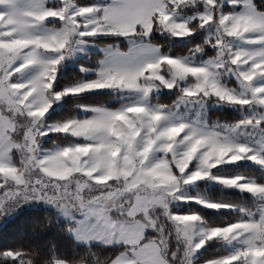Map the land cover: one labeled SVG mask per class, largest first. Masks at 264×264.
<instances>
[{"label":"snow or ice","instance_id":"obj_1","mask_svg":"<svg viewBox=\"0 0 264 264\" xmlns=\"http://www.w3.org/2000/svg\"><path fill=\"white\" fill-rule=\"evenodd\" d=\"M185 9L194 14L186 20L178 19ZM50 18L59 21L61 27L40 31V26ZM193 22L198 29L210 30L202 44L213 48L215 54L206 60L196 63L191 58L163 56L149 42L157 27L173 38L188 39L195 32ZM141 31L145 38L135 39ZM98 35L123 39L128 42L127 48L102 49L104 60L95 69L94 78L56 90L57 71L62 62L76 55L89 38ZM240 35H243V44L234 47ZM195 51L201 52V44ZM162 63H166L180 81L191 78L197 82L183 89L174 109L150 106L147 99L151 89L141 87L140 82L150 71L162 67ZM32 69L35 72L22 80L23 74ZM221 74L234 77L236 86L229 87L220 78ZM156 79L175 89V83L162 71ZM108 80L139 98L115 110L81 106L92 115L55 126L38 127L54 103L66 96L109 89L104 83ZM197 95H214L221 103L238 105L242 109L247 106L253 111L230 125L208 127L185 122L178 115L181 106L193 104ZM129 116L133 127L124 128L122 138H114L110 134L111 127ZM73 125L85 129L90 139L78 135L81 143L51 151L42 158L44 163L72 153H86L92 154L97 167H107L115 163L112 154L119 152L118 158L143 159L144 164L149 165L150 162L161 163L153 160L156 153L167 159L179 154L186 157L188 163L178 169L173 166L169 181L183 184L182 191L195 182L210 179L264 201V183L243 176L213 173L219 166H231L241 160L264 167V144L254 150L249 142L238 139L239 130L248 127L264 136V9L255 0H93L83 6L76 0H0V168L6 170L0 171V218L13 214L25 203L55 206L68 226V236L79 241V245H84L85 241L88 244L98 242L94 237L104 232L110 223L128 226L121 231L123 237L125 232H135L138 228L139 237L131 242L123 238L107 245L116 252L119 264H130V258L136 259V256L141 257L136 259V264H164L149 239L154 235L153 229L145 226L149 206L163 203L162 197L144 196L137 201L135 211L121 212L86 205L81 199L80 211L76 212L60 203L71 199L65 188L55 185L50 189L39 177L29 178L21 171L16 158L36 136L62 133ZM137 131L139 136L133 138ZM225 153L222 162L210 159ZM141 172L138 178L151 184V167ZM40 173L53 178L49 167H41ZM190 200L215 210L233 207L185 194L179 201ZM240 211L242 215L236 222L224 226H205L203 218L195 211L174 213L170 222L175 225L178 238L185 242L182 264H194L197 253L213 241H223L232 250L206 264H264V205L255 213L245 212L243 208ZM118 250H128L127 255L119 256ZM26 255L27 250L22 245L5 246L0 250V260L5 264H25ZM175 259L171 256V260ZM68 261L67 256L53 255L51 264H68Z\"/></svg>","mask_w":264,"mask_h":264},{"label":"clouds","instance_id":"obj_2","mask_svg":"<svg viewBox=\"0 0 264 264\" xmlns=\"http://www.w3.org/2000/svg\"><path fill=\"white\" fill-rule=\"evenodd\" d=\"M84 11L87 12L90 10L84 9ZM197 30L199 29L194 27V31ZM155 32L162 34L161 39L156 40L151 36L149 42L159 49L161 55L172 56V36L160 27H157ZM144 38L145 34L143 31L137 33L135 37L137 40H143ZM243 39V35H240L234 43L242 46ZM126 43L128 42L126 41ZM92 48H95L97 51L94 53ZM108 48H121L120 40H88L82 44L81 50L78 53L83 55L87 60L92 61L96 68H98L104 60L102 49ZM121 49L123 50V48ZM190 51L192 50L189 49ZM203 51L204 46L201 44L200 53H203ZM179 57L191 58L188 55ZM161 71L168 76L169 81L175 83V98L170 101H161L159 93H157L152 101V106L174 109L176 101L183 89L193 87L197 82L191 78L180 81L173 75L170 67L166 63H162V67H157L155 70L150 71L148 76L140 82L141 87L151 89V93L153 89H170L162 81L156 79V76ZM225 76L227 75L221 74L220 78ZM104 83L113 92H116L118 89H123L118 83L114 84L111 80L105 81ZM132 94L136 95L135 93ZM193 99V104L198 108L204 109L205 112L209 107L221 104L214 95H198ZM44 126V121H42L38 127ZM85 132V129L73 125L71 129L65 128L63 130L61 134L66 135L62 136L61 139H67L68 137L77 138L78 135L85 136V139H90V137L85 135ZM69 143L71 145L77 144L75 140H70ZM52 144L56 145L57 140H53ZM29 149L31 150L29 151ZM50 152L49 150L42 152L41 137L36 136L34 142L23 148L19 153L20 169L29 178L39 177L50 189L55 185H60L65 188L69 192L71 199L60 203L67 204L73 211H80L79 204L81 199L86 205H99L106 208L109 212H121L129 210L135 211L137 201L144 196L162 197L163 203H152L149 206L147 211L148 221L145 226L153 229L154 235L149 239L155 246V249H158L164 264H182L184 259L182 256V246L185 242L178 238L176 227L170 222V217L174 214L172 206L185 194V191H182L184 185L179 182H170L169 180L167 182H161L154 178H152L151 184H147L138 177L142 175L141 170L147 167H151L152 177L155 172L159 171H165L168 173V176H171L173 174V166L178 169L188 163L186 157L177 154L171 159H167L159 153H156L153 160H159L161 163L152 164L150 162L149 165H145L143 159L133 158L129 161L127 159L117 158L114 164H109L107 167H97L92 154L82 156L81 153H72L68 159L61 156L57 160H49L47 163H44L42 158ZM41 167L63 169V171L57 174L61 178L55 179L41 176ZM0 171L6 170L0 168ZM69 173L76 174L69 175ZM77 197L80 199H77ZM52 209L54 210V214L45 213V215L49 216L48 227L55 226V235L57 238L60 236H68V226L64 223L61 224V217L57 214L56 207L53 206ZM109 232H111V229H106L100 234L98 242L92 244L86 242L83 248H78L79 241L72 239L70 246L73 249V255L69 258L70 264H119L116 259V252L112 248L107 247V245H113L124 237L119 234V229H116L117 234L109 235L107 234ZM127 251L118 250L119 256H126ZM136 251L138 252L139 249ZM173 255L176 257L175 260H171V256ZM140 258L136 256V259ZM136 259L130 258V264H136Z\"/></svg>","mask_w":264,"mask_h":264},{"label":"trees","instance_id":"obj_3","mask_svg":"<svg viewBox=\"0 0 264 264\" xmlns=\"http://www.w3.org/2000/svg\"><path fill=\"white\" fill-rule=\"evenodd\" d=\"M79 5H89L93 0H76ZM256 4L264 9V0H255ZM194 12L185 9L180 14L190 15ZM195 26V23L192 25ZM189 39L171 38L172 53L174 57L191 55L198 44H202L207 33L205 30L199 29ZM160 33L152 35L156 40L161 39ZM120 40L121 48L126 49L127 43L125 40L118 37L105 36L93 38L94 41H112ZM189 49L192 51L189 52ZM95 53V52H94ZM215 50L208 45L204 46L202 57L208 59L209 56L214 55ZM89 69L95 72L96 66L92 61L85 57L76 60L74 66H61L59 68L55 87L56 90H62L64 87L72 85L80 80L92 79L94 74L84 75L81 69ZM176 91V90H175ZM164 93L160 96L161 101H170L175 98L174 93ZM153 97L152 101L154 100ZM125 100V99H124ZM121 95L111 92L97 93V94H80L76 97L66 96L63 98L62 107L58 110L52 111L45 120V123H57L72 120L74 118L83 119L89 116V112L83 110L81 106H102L109 109H117L123 103ZM243 110L224 108L219 110H212L208 114V123L210 125H230L243 119ZM62 134L50 133L49 138L42 142V146L51 147L53 140H57L60 147L70 146V140L80 142L77 138L68 137L61 139ZM19 159L18 157L16 158ZM217 176H243L258 183H264V169L256 168L253 164H234L225 168H217L213 170ZM191 197H200L202 199L215 201L219 203H227L232 205V208H221L219 210H210L202 207L194 202L185 203L181 206H172L174 213H186L195 211L203 218L205 226H224L233 222L242 215L241 208L245 212L255 210L261 201H255L254 198L246 193L237 191H229L222 186H208L207 182H202L188 193ZM54 214V210L49 207H33L24 208L17 212L14 218L5 222L4 226L0 227V250L5 246L18 247L24 246L27 250L25 256V264H51L53 255H64L72 257L73 249L70 246L72 238L70 236L55 235V226L48 227L49 216L45 213ZM61 219V224H63ZM78 248H83V245H77ZM229 253V249L222 248V241L209 242L198 254L194 264H206V261L221 257ZM0 264H5V261L0 260ZM70 264V261H68Z\"/></svg>","mask_w":264,"mask_h":264},{"label":"rangeland","instance_id":"obj_4","mask_svg":"<svg viewBox=\"0 0 264 264\" xmlns=\"http://www.w3.org/2000/svg\"><path fill=\"white\" fill-rule=\"evenodd\" d=\"M77 3V1H76ZM78 4V3H77ZM194 13L190 14V15H184V14H180L179 13V16H178V19H182V20H186L188 19L191 15H193ZM194 23V22H193ZM53 25H55L53 27ZM61 26L60 22L57 21V20H53V19H49L48 21H46L43 25L40 26V31H44L45 29H48V30H56L58 29L59 27ZM241 28H243V25H241ZM241 29H238V31H240ZM205 32L207 33V36L209 35V32L210 30H205ZM155 34V30L153 31L152 35ZM195 33H193L194 35ZM192 35V36H193ZM191 36V37H192ZM99 37H105L104 35H98L96 37H93V38H99ZM190 37V38H191ZM93 38H89L90 41H92ZM173 38V37H172ZM189 39V38H188ZM234 47L236 46H240L239 44H236L234 43L233 45ZM92 51L93 52H96L97 50L95 48H92ZM194 62L196 63H199L203 60H206L205 58L202 57V53H198L195 51L192 52L191 55H189ZM84 56L77 53L76 55H74L73 57H70V58H66L62 64L59 66V68L61 66H74L75 65V62L76 60H78L79 58H83ZM59 68H58V71H59ZM58 71H57V74H58ZM35 72V69H32L30 71H27L23 74V76L21 77L22 80H27L33 73ZM84 75H89V74H94L95 72L94 71H91L89 69H84V71H82ZM57 78V76H56ZM222 81L224 83H226L229 87H235L236 86V82H235V79L234 77H231L230 75H227L225 77H222L221 78ZM176 89H162V90H157V89H153V92L150 94V96L148 97L147 99V103L151 106L152 105V99L154 96H156L157 93H159V97L162 96L164 93H170V92H173L175 91ZM105 92H111V93H116L118 95H121L123 97H125L127 99V104H129L130 102L138 99L139 97L137 95H134L128 91H125L124 89H118L116 92H113V90H110V89H103V90H95V91H92V92H89V93H84V94H97V93H105ZM78 96V95H77ZM198 96V95H197ZM73 97H76V96H73ZM64 98V97H63ZM63 98L59 101V102H56L52 105L51 108H49L48 112L46 113L45 115V118H44V124H45V127H49V126H55L57 124H60V123H63V122H57V123H45V120H46V117L54 110H58L62 107V101H63ZM155 106V105H153ZM224 108H229V109H233V110H237L238 108H241L240 106L238 105H229V104H225V103H221L219 105H213L211 107H209L207 109V111L205 112L204 109H200L198 108L197 106H195V104H190V105H187V106H181V109L178 113V115L180 116L181 119H183L185 122H193V123H197L199 125H207L208 127H212L214 125H210L208 123V114L210 111L212 110H219V109H224ZM242 109V108H241ZM243 118H245L247 115L251 114V112L253 111V108H249L247 106H245L243 109ZM74 119H78V118H74ZM73 120V119H72ZM131 121V116L127 117L124 121H119L117 122L113 127H112V130L110 132V134L116 138V139H120L122 138L125 133L123 131L124 128H127V129H131L133 127V125L130 123ZM66 122V121H65ZM123 126V128H121L120 126ZM216 125H219V124H216ZM54 134H61V133H54ZM62 135H66V134H62ZM139 136V132H134L133 133V138ZM49 138V135L48 136H45V137H41V142H43L44 140L48 139ZM239 142H249L250 143V146L253 147L254 150L256 149H259L260 147V144H264V136H261L255 129H252L251 127H248V128H242L239 130ZM97 147H100L98 144L96 145ZM57 148H62L58 145H54V146H51L49 148L47 147H44L42 146V152L44 150H49V151H55ZM71 154H69L70 156ZM82 156L84 155H87L86 153H81ZM227 155V153L225 154H216L214 155L213 157H211L210 159L215 161V162H222L224 159H225V156ZM68 157H65V159H68ZM119 157V152H115L112 154V159L113 161L115 162V160ZM239 163H243V164H248V163H251L253 164L256 168H263L262 166L256 164L255 162L253 161H249V160H241V161H238V162H233L232 165L234 164H239ZM229 165L225 164L223 166H219L218 168H225ZM50 171L52 172L53 174V178L55 179H60L61 177H59L57 174L61 171H63V169H60V168H51ZM73 174H76V173H69V175H73ZM153 178L154 179H157L161 182H167L169 180V176H168V173L165 172V171H159V172H155L153 174ZM102 182V181H101ZM202 182H207L208 183V186H222L224 189H227L229 191H237V192H240V193H246V194H249L247 192H241L235 188H228V187H225L221 184H219L218 182H215L213 180H210V179H206V180H203V181H198V182H195L194 184L192 185H189V186H186L185 187V195L188 196V193L190 192L191 189H194L197 185H199L200 183ZM251 195V194H249ZM252 196V195H251ZM191 197V196H189ZM253 197V196H252ZM255 201H261L259 198H256V197H253ZM189 202H194V201H188V202H183V201H178L176 202L173 206H181L185 203H189ZM195 203V202H194ZM261 205H264V201H261L255 210H252L250 212H253L255 213L258 208L261 206ZM201 206V205H200ZM33 207H49V208H52L50 206H47L45 205L44 203L40 202V203H25V204H22L19 208L16 209V211L11 214V215H8V214H5L2 218H0V227L4 226L5 222H7L8 220L14 218V216L17 214V212H19L20 210H23L24 208H33ZM209 209V208H208ZM210 210H215V209H210ZM95 239H99L100 238V235L99 236H96L94 237ZM87 241H85L86 243ZM222 248H226V249H229V252L232 250V248L227 245L226 243H224L222 241ZM202 250V249H201ZM200 250V251H201ZM199 253V252H198ZM197 253V254H198Z\"/></svg>","mask_w":264,"mask_h":264},{"label":"crops","instance_id":"obj_5","mask_svg":"<svg viewBox=\"0 0 264 264\" xmlns=\"http://www.w3.org/2000/svg\"><path fill=\"white\" fill-rule=\"evenodd\" d=\"M121 99L122 100H124V103L119 107V108H121L122 106H124V105H127V99L125 98V97H123V96H121ZM100 107H102V106H100ZM119 108H117V109H119ZM115 110V109H114ZM89 112V116H91L92 115V113L90 112V111H88ZM88 116V117H89ZM115 125V124H114ZM113 125V126H114ZM112 126V127H113ZM112 127H111V129H110V132H111V130H112ZM78 139V138H77ZM128 226L127 225H123V226H121V225H116V224H114V223H110V225L109 226H107L106 227V229H111V232H109V233H107V234H109V235H112V234H117L116 233V229H119V234H121V231H123L125 228H127ZM139 229L137 228V230L135 231V232H131V231H128V232H125L124 233V238H127L128 239V241L129 242H131V240L133 239V238H138L139 237Z\"/></svg>","mask_w":264,"mask_h":264}]
</instances>
